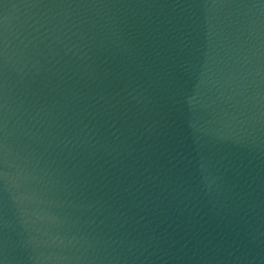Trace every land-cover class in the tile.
<instances>
[{
  "label": "water",
  "instance_id": "1",
  "mask_svg": "<svg viewBox=\"0 0 264 264\" xmlns=\"http://www.w3.org/2000/svg\"><path fill=\"white\" fill-rule=\"evenodd\" d=\"M0 264H264V0H0Z\"/></svg>",
  "mask_w": 264,
  "mask_h": 264
}]
</instances>
